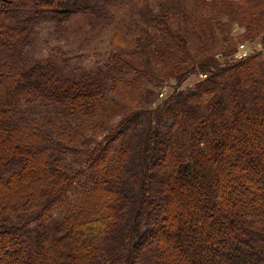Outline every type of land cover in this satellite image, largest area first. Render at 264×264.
Returning a JSON list of instances; mask_svg holds the SVG:
<instances>
[{"label":"trees","instance_id":"1","mask_svg":"<svg viewBox=\"0 0 264 264\" xmlns=\"http://www.w3.org/2000/svg\"><path fill=\"white\" fill-rule=\"evenodd\" d=\"M75 15L84 38L107 37L102 60L57 42L32 53L42 22L59 39ZM12 26L0 44L16 80L6 89L0 68L3 252L20 264H244L248 245L264 264L251 242L264 217L240 203L264 165L206 162L238 136L264 158V0H0V32ZM244 38L254 51L236 58Z\"/></svg>","mask_w":264,"mask_h":264},{"label":"rangeland","instance_id":"2","mask_svg":"<svg viewBox=\"0 0 264 264\" xmlns=\"http://www.w3.org/2000/svg\"><path fill=\"white\" fill-rule=\"evenodd\" d=\"M253 4L250 1H241L238 3H234L232 7H236L239 8L240 10L246 11L245 9H250L253 8L252 6ZM207 10H211L210 6L208 5L207 7H205ZM220 8V5H214V10ZM84 16L82 15H75L73 16L70 21L68 22L69 25V29H71L70 32L66 31L63 33L62 37H60L59 39L54 38V33L52 32V23L49 22H42L38 27V39L37 42L35 44L34 47L30 48V50L32 51V53H37V52H45L47 45L49 46V44H53L55 42H57L58 44L62 45L65 48H71V47H75V50H80V52L83 54L84 52H94L96 54V57H98V59L102 60L104 55H105V50L109 48V43L107 40V37H105L104 33H101L100 36H102V39H98L95 35H90L86 38L83 37V35L86 33L88 26L86 27H82L81 26V22L84 21ZM232 30L233 31H237V27H233L232 26ZM8 31H11L13 34L8 37ZM240 31V30H239ZM238 31V33H239ZM68 35V36H67ZM15 36H18V31L16 26H12L11 28H9V30L4 31L3 33L0 32V44L5 42V41H11L13 38L15 39ZM7 38V39H5ZM5 39V40H4ZM43 41H46L43 43ZM251 38H244L242 40H240L236 46L238 47L240 45L244 46V49L246 51V53L251 52L253 53L254 49L252 48L253 44H252ZM256 43V42H255ZM56 44V43H55ZM80 46V47H77ZM225 45L221 44V46H216L217 47H223ZM235 46V47H236ZM80 48V49H79ZM81 48L84 49H88L87 51H82ZM258 50V49H255ZM236 51V48H235ZM248 51V52H247ZM208 52V51H207ZM4 55V56H3ZM3 55H0V68L2 70V72L5 74L3 76V83H5V87L6 89H11L14 88L16 80L14 78V76L10 75V73H7V71H9V66H8V61L9 58L7 57V52H3ZM91 55V54H89ZM218 56V55H215ZM264 57V54H263ZM82 58L84 59V61H90L88 59V57H86L84 54L82 56ZM85 63V62H84ZM15 90V89H13ZM2 91V90H0ZM1 97H2V101L5 100V94H3V91L1 92ZM20 93V92H19ZM155 93V92H154ZM154 93L151 95V97L154 95ZM7 95V94H6ZM150 97V98H151ZM117 118V116L114 118V120ZM246 127V124L243 126ZM218 133H229L228 130L225 129H219ZM239 135H244V134H239ZM226 136V134L223 135V137ZM251 136V135H249ZM239 139H245V140H241V141H237L238 143V149L237 148H222L219 147L218 149H215V151L213 152V154H216L217 158L219 156V159L217 161L215 160H210V158H208V153L206 155V162H212V166L214 167H223L225 168L226 165H232L234 163H236L234 166L241 168L240 170L245 171L246 167H244L240 162H243V157H249L250 160H252L253 158L256 159V161L258 162V164H256L255 162L254 166L255 168H257L259 165H264V158L262 157V153H260L258 148H255L254 143L252 142L253 139L251 138H246L244 136L239 137ZM233 140V136H230V141ZM220 153V155H219ZM229 154H231L230 157ZM210 157V156H209ZM232 157V158H231ZM233 157H236L235 159H233ZM239 159V160H238ZM235 160V162L233 161ZM234 162V163H233ZM246 162V161H245ZM218 163H222L223 165H218ZM211 166V167H212ZM217 173L216 169H212L210 168L209 171V180L213 181V176H215ZM219 178L221 179V181H223L222 177V173L221 171L218 172ZM248 179L244 180L242 183V190H241V209L244 212H249L250 210H253L255 214L258 215V218L260 217V215H262L264 217V198H262L264 196V174L262 176V178H258L255 177V175L250 176L247 175ZM246 176V177H247ZM228 177V176H227ZM234 179V178H233ZM235 180V179H234ZM228 181V180H227ZM227 183H231V181H228ZM256 185H261L262 188H257L255 187ZM241 187V186H239ZM238 187V188H239ZM249 187H251V189H249ZM257 188V189H256ZM262 200V201H260ZM259 201V202H258ZM258 211V212H257ZM171 215V214H170ZM175 215V214H174ZM170 218H173L172 216H170ZM175 219L178 221V218H173L172 220L175 222ZM1 237V243L0 244H6L7 241L4 238L3 235L0 236ZM253 239L257 240V241H252ZM63 240V239H61ZM251 242H252V246L255 247L257 245H261V248L264 246V241L263 239H260V237L257 238L253 236ZM257 242V243H256ZM60 243L65 244L67 250H72V242L69 240H63L60 241ZM4 248V245H0V264H6L8 262H11V264L17 263V261H19L18 264H20V260L16 259L17 257V253L16 254H8V252H3L2 249ZM254 252V250H252L248 247V245L245 246V253H248L246 260L244 261V264H255V256L256 255H250V252ZM257 252V253H256ZM255 253L258 254V251H256ZM260 252V251H259ZM16 255V256H15ZM55 255H49L48 257L51 260H55L57 259ZM81 256V255H80ZM60 260L58 262L63 263L64 261L59 258ZM70 261V260H69ZM177 264H184L185 262L178 258L177 260H175ZM169 264V263H166Z\"/></svg>","mask_w":264,"mask_h":264},{"label":"built area","instance_id":"3","mask_svg":"<svg viewBox=\"0 0 264 264\" xmlns=\"http://www.w3.org/2000/svg\"><path fill=\"white\" fill-rule=\"evenodd\" d=\"M255 46L258 47V48H261V45H260V44H256ZM247 52H248V51H247ZM248 53H250V52H248ZM248 53H246V51H245L243 45H240V46H239V44H238V47H237L236 51L234 52V57H236V58H240V57L245 56V55L248 54ZM202 76H203V75H199L198 77H202ZM196 78H197V77H196ZM160 96H161V94H160Z\"/></svg>","mask_w":264,"mask_h":264}]
</instances>
